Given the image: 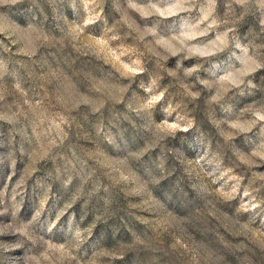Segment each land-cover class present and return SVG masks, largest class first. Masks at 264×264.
Segmentation results:
<instances>
[{
    "label": "rangeland",
    "instance_id": "obj_1",
    "mask_svg": "<svg viewBox=\"0 0 264 264\" xmlns=\"http://www.w3.org/2000/svg\"><path fill=\"white\" fill-rule=\"evenodd\" d=\"M0 264H264V0H0Z\"/></svg>",
    "mask_w": 264,
    "mask_h": 264
}]
</instances>
